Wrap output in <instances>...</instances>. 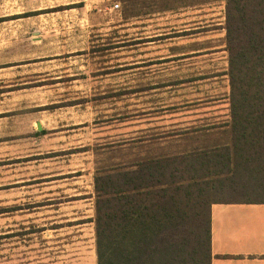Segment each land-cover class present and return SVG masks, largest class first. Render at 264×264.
I'll use <instances>...</instances> for the list:
<instances>
[{
    "label": "rangeland",
    "instance_id": "1",
    "mask_svg": "<svg viewBox=\"0 0 264 264\" xmlns=\"http://www.w3.org/2000/svg\"><path fill=\"white\" fill-rule=\"evenodd\" d=\"M5 5L0 264H65L89 251L94 239L88 225L81 238L76 231L84 223L79 219H94V168L104 158L95 147L141 137L163 143L227 119L223 2ZM19 12L20 20L8 17Z\"/></svg>",
    "mask_w": 264,
    "mask_h": 264
},
{
    "label": "trees",
    "instance_id": "2",
    "mask_svg": "<svg viewBox=\"0 0 264 264\" xmlns=\"http://www.w3.org/2000/svg\"><path fill=\"white\" fill-rule=\"evenodd\" d=\"M220 1L227 119L94 148L96 264H209V206L264 204V0Z\"/></svg>",
    "mask_w": 264,
    "mask_h": 264
},
{
    "label": "crops",
    "instance_id": "3",
    "mask_svg": "<svg viewBox=\"0 0 264 264\" xmlns=\"http://www.w3.org/2000/svg\"><path fill=\"white\" fill-rule=\"evenodd\" d=\"M11 1H13V6L21 7V0H8L10 3ZM5 3H7V0H0V18L7 16L4 13L6 10ZM20 16V12L8 15L10 20L14 21L20 20ZM13 42L9 46L14 44L12 47L15 48V41ZM193 52L189 51V53ZM185 54L182 52L176 53L179 56ZM79 220H84L82 221L84 223H77L80 226L76 231L79 233L78 237L81 238L80 232L83 230L81 228H85L87 225L90 226L89 229L94 237L92 215L84 216ZM88 221L89 223H87ZM181 221H175L174 226L169 228L168 231H185L188 226L182 224ZM59 228H51V231L57 232L61 230V227ZM188 230H191L190 226ZM42 232H45V230H42ZM93 240L89 251L83 252L72 259H67L68 263L65 264H96ZM176 242L178 246L182 245L179 240ZM180 262L173 259L171 264H181ZM155 264H166V262H156ZM209 264H264V204L229 203L211 204L209 206Z\"/></svg>",
    "mask_w": 264,
    "mask_h": 264
},
{
    "label": "built area",
    "instance_id": "4",
    "mask_svg": "<svg viewBox=\"0 0 264 264\" xmlns=\"http://www.w3.org/2000/svg\"><path fill=\"white\" fill-rule=\"evenodd\" d=\"M114 8H117V5H114Z\"/></svg>",
    "mask_w": 264,
    "mask_h": 264
}]
</instances>
